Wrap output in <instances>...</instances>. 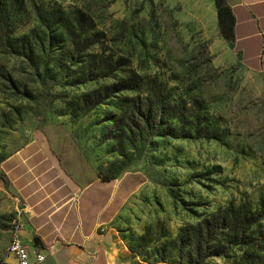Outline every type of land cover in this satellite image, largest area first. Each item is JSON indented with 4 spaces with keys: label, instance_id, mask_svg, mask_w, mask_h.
<instances>
[{
    "label": "rangeland",
    "instance_id": "obj_1",
    "mask_svg": "<svg viewBox=\"0 0 264 264\" xmlns=\"http://www.w3.org/2000/svg\"><path fill=\"white\" fill-rule=\"evenodd\" d=\"M25 3L24 10L16 6L12 39L43 29L37 8L41 14L88 15L104 41L94 54L105 49L139 74L158 79L179 109L198 116L190 119L198 127H188L194 128L188 139L161 136V130L132 142L121 135L128 94L112 93L105 81L79 84L90 59L70 60L64 49L53 51L49 69L39 76L27 58L12 53L11 38L0 30V263L16 234L19 207L12 176L2 172L1 163L32 140L35 130L76 179L139 174L145 184L118 221L135 255L145 261H177L179 231L197 223L196 214L218 208L248 204L262 212L264 230V73L248 70L220 44L207 0ZM93 90L103 92V104H85L84 95ZM239 256L232 250L230 259L208 258L205 264H229Z\"/></svg>",
    "mask_w": 264,
    "mask_h": 264
},
{
    "label": "crops",
    "instance_id": "obj_2",
    "mask_svg": "<svg viewBox=\"0 0 264 264\" xmlns=\"http://www.w3.org/2000/svg\"><path fill=\"white\" fill-rule=\"evenodd\" d=\"M225 1L233 16L230 41L220 33L216 0H207L220 44L248 70L264 73V0ZM1 169L12 176L17 194L16 234L33 252L46 256L35 264H173L141 259L122 235L118 218L145 184L139 174L107 181L76 179L62 169L40 130L10 153ZM36 237L41 244L35 243ZM0 264L19 261L8 250Z\"/></svg>",
    "mask_w": 264,
    "mask_h": 264
},
{
    "label": "trees",
    "instance_id": "obj_3",
    "mask_svg": "<svg viewBox=\"0 0 264 264\" xmlns=\"http://www.w3.org/2000/svg\"><path fill=\"white\" fill-rule=\"evenodd\" d=\"M25 0H0V30L7 35H13L16 6L24 10ZM218 20L222 37L233 39V16L225 0H216ZM59 11H44L37 8L38 20L42 30H33L30 34L14 40L11 38L9 48L12 53L25 57L32 64L31 69L41 76V71L49 69L48 56L53 51L64 49L70 60L76 55L90 59L87 72L79 76V84L105 81L112 93L128 94L127 106L122 109L120 123L123 124L121 135L136 141L145 133L164 130L161 136L176 139L192 137L193 129L198 127L192 122L198 116L190 115L186 108L179 109L176 99L168 93L163 84L156 78L141 75L123 63V58L114 54L106 55L105 49L101 55L94 54V49L102 48L104 41L96 32L92 17L81 13H73L67 17L59 16ZM89 53V54H87ZM45 58H43L42 56ZM84 61V60H83ZM110 81V82H108ZM112 81V82H111ZM85 104H103V92L93 90L86 93ZM194 118L193 120H190ZM179 125H181L179 127ZM107 181V180H104ZM199 218L195 224H188L181 229L175 239L174 247L177 261L173 264H205L208 258L230 259L232 250L240 256L229 264H264V230L261 226L263 214L248 204L238 208H218ZM147 240V236L142 237ZM37 245L41 244L38 237ZM132 252L136 251L130 247ZM163 246L162 250H165ZM159 262H164V259Z\"/></svg>",
    "mask_w": 264,
    "mask_h": 264
},
{
    "label": "built area",
    "instance_id": "obj_4",
    "mask_svg": "<svg viewBox=\"0 0 264 264\" xmlns=\"http://www.w3.org/2000/svg\"><path fill=\"white\" fill-rule=\"evenodd\" d=\"M27 208V205H24ZM32 245L25 243L17 234L11 241L9 252L13 254L19 264H35L41 263L46 259V256L40 252H33Z\"/></svg>",
    "mask_w": 264,
    "mask_h": 264
}]
</instances>
